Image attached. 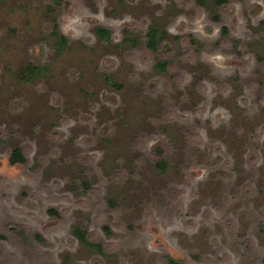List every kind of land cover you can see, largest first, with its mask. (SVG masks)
<instances>
[{"label": "rangeland", "instance_id": "374dc122", "mask_svg": "<svg viewBox=\"0 0 264 264\" xmlns=\"http://www.w3.org/2000/svg\"><path fill=\"white\" fill-rule=\"evenodd\" d=\"M171 257L264 264V0H0V264Z\"/></svg>", "mask_w": 264, "mask_h": 264}, {"label": "trees", "instance_id": "16d2710c", "mask_svg": "<svg viewBox=\"0 0 264 264\" xmlns=\"http://www.w3.org/2000/svg\"><path fill=\"white\" fill-rule=\"evenodd\" d=\"M203 4H205L206 2L204 0L201 1ZM226 2V0H216L217 4H222ZM216 19H218V16L216 15ZM58 23L55 22L54 23V29H53V33L54 35H58L57 31L55 30V28L58 27L57 25ZM97 32L100 35L101 38L103 39H107L110 37V31L107 28H104L102 26H98L97 27ZM167 35V31H163L160 32L159 29L155 26H151L149 31H148V41H147V47L151 50H158L161 46L160 41L163 39V37H166ZM69 39L66 35L61 34L58 36V39L56 40V42L54 43L56 50H57V54H60L64 47L68 44ZM156 68L159 71H166L168 68V62L167 61H158L156 63ZM48 67L47 66H39V65H35L33 63H29L27 65V67L24 68V71L21 72V78L22 80H32L34 78H36L37 76H42L43 74H45L48 71ZM108 82L110 85H115L116 83L114 82V80L111 77H108ZM10 162L12 164H17V163H25L26 162V158L23 154L22 148L21 147H15L12 155L10 157ZM158 166L161 168V170H165L166 168V161L165 160H160L158 162ZM87 187H89V184H86ZM75 235L77 236V238L82 241L84 244L89 245V246H94L96 247L99 251H103V247L101 244L98 243H94L92 242L89 237H88V233L81 227H76L74 230ZM170 264H185L183 261H180L178 259H175L173 257L170 258L169 260ZM62 264H68L67 261H65Z\"/></svg>", "mask_w": 264, "mask_h": 264}, {"label": "flooded vegetation", "instance_id": "af4514ba", "mask_svg": "<svg viewBox=\"0 0 264 264\" xmlns=\"http://www.w3.org/2000/svg\"><path fill=\"white\" fill-rule=\"evenodd\" d=\"M202 0H198V3L201 5V6H208V4H209V0H204L206 3L205 4H203L202 2H201ZM227 2H228V0H226V2H224V3H222V4H217L216 3V0H214V4H215V6H217V7H223L225 4H227ZM216 15L218 16V19H216ZM214 19L216 20V21H220V15L219 14H214ZM98 26H102V27H104V28H107V29H109L108 27H106V26H104V25H97L96 27H95V31H96V33H97V35L99 36V38L101 39V40H109L110 38H111V31H110V29H109V31H110V37L109 38H107V39H103V38H101L100 37V35L98 34V32H97V27ZM152 26H155V25H152ZM155 27H157V26H155ZM158 29H159V31L160 32H163L164 30H161L159 27H157ZM150 29V28H149ZM149 29H148V31H149ZM148 31H147V33H146V41H145V47H146V49H148V50H150V51H154V50H151V49H149L148 47H147V41H148ZM222 31H223V33H228V31H227V28L226 27H223V29H222ZM125 32L126 33H128V35L124 38V42L125 43H129L131 46H136V45H138L139 44V41H138V39H136L134 36H133V34H132V32L129 30V29H125ZM65 35V34H64ZM168 38V32H167V35H166V37H163V39L160 41V43H161V45L163 44V43H165ZM69 43V42H68ZM161 47V46H160ZM160 49V48H159ZM159 49L158 50H156V51H154V52H157V51H159ZM158 61H167V59H163V60H157L156 62H155V68H156V63L158 62ZM168 62V68H167V70L169 69V67H170V62L169 61H167ZM157 69V68H156ZM158 70V69H157ZM166 70V71H167ZM159 71V70H158ZM166 71H164V72H166ZM160 72H162V71H160ZM115 82V81H114Z\"/></svg>", "mask_w": 264, "mask_h": 264}]
</instances>
